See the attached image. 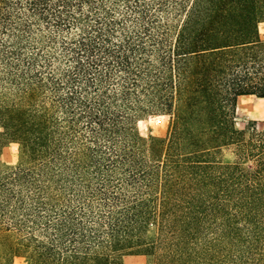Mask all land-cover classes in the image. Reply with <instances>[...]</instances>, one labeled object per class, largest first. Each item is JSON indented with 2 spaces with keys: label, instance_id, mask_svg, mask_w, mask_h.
<instances>
[{
  "label": "trees",
  "instance_id": "1",
  "mask_svg": "<svg viewBox=\"0 0 264 264\" xmlns=\"http://www.w3.org/2000/svg\"><path fill=\"white\" fill-rule=\"evenodd\" d=\"M263 22L264 0H0V230L30 264H264V129L236 126Z\"/></svg>",
  "mask_w": 264,
  "mask_h": 264
},
{
  "label": "rangeland",
  "instance_id": "2",
  "mask_svg": "<svg viewBox=\"0 0 264 264\" xmlns=\"http://www.w3.org/2000/svg\"><path fill=\"white\" fill-rule=\"evenodd\" d=\"M261 37L264 39V22L259 25ZM256 122L259 129H264V98L256 96H243L240 98V105L237 110L236 126L246 131L248 136L252 122ZM170 123L168 115H148L138 121L137 126L140 135L147 140L150 136H165ZM1 130V127H0ZM236 146L231 145L224 148L222 159L224 162L237 160ZM20 145L15 142L5 143L0 150V166L16 165L20 160ZM245 167L249 162H243ZM156 227L150 226L147 238L150 240L156 237ZM153 257L150 255H129L124 258L125 264H153ZM0 264H30V260L19 251L15 239L9 238L6 232L0 230Z\"/></svg>",
  "mask_w": 264,
  "mask_h": 264
},
{
  "label": "crops",
  "instance_id": "3",
  "mask_svg": "<svg viewBox=\"0 0 264 264\" xmlns=\"http://www.w3.org/2000/svg\"><path fill=\"white\" fill-rule=\"evenodd\" d=\"M243 97V96H240L239 99H238V107L240 105V98Z\"/></svg>",
  "mask_w": 264,
  "mask_h": 264
}]
</instances>
